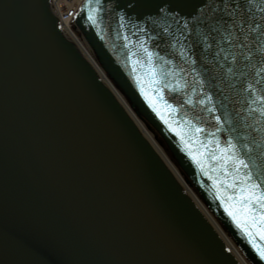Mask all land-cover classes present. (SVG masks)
Here are the masks:
<instances>
[{
    "label": "water",
    "instance_id": "95a60500",
    "mask_svg": "<svg viewBox=\"0 0 264 264\" xmlns=\"http://www.w3.org/2000/svg\"><path fill=\"white\" fill-rule=\"evenodd\" d=\"M130 2L114 0L120 6L116 11L123 9L126 21L131 20L124 29L107 3L98 26L81 9L76 24L108 76L243 256L251 264H264L252 246L264 242L246 234L251 222L245 221L239 200L228 199L233 190L221 185L224 200L217 198L208 177L225 179L213 170L218 165L205 159L201 171L180 137L152 111L133 79L128 53H140L133 45L143 36L149 50L187 69L178 77L187 87L165 92L175 105L192 99L172 117L165 113L174 127L191 120L206 129L198 141L207 143L211 138L206 133L216 125L206 108L213 107L215 115H226L229 121L217 133L221 145L228 136L247 137L239 143L249 145L253 158L264 152V118L249 113L250 94L244 89L260 77L242 59L236 64L221 60L223 69L215 62L205 64L197 47L193 58L199 62L194 67L202 73L209 69L200 77L180 60L179 45L171 48L172 36L162 29L171 23L170 32L179 35L176 24L159 18L158 6L179 3L187 15L192 5L214 6L217 0H134L137 6L128 8ZM149 16L157 23L147 20ZM139 27L146 32L140 33ZM157 33L158 39L148 38ZM125 35L131 41L128 48L123 47ZM191 39L195 43L198 38ZM259 60L257 55L252 63L259 67ZM142 72L138 69L136 75ZM256 87L264 89V82ZM202 93H210L213 103L199 104ZM183 131L187 133V125ZM198 150L203 151L200 143H192L193 154ZM228 205H234L241 226L225 211ZM0 264H239L92 67L62 35L49 0H0Z\"/></svg>",
    "mask_w": 264,
    "mask_h": 264
},
{
    "label": "snow or ice",
    "instance_id": "6c2138e0",
    "mask_svg": "<svg viewBox=\"0 0 264 264\" xmlns=\"http://www.w3.org/2000/svg\"><path fill=\"white\" fill-rule=\"evenodd\" d=\"M106 3L109 4L111 11L118 16L121 29H124L127 23H131L130 18L126 21L123 9L119 12L116 11V8L120 6L115 4L114 0L111 2L109 0H85L81 11H86L88 20L93 26H98L102 19L101 14L106 11ZM136 6L134 0L127 4L128 8ZM182 7L183 5L179 3L175 5L164 3L157 8L159 18H170L176 24V33L179 35L170 32L171 23L162 29L165 34L172 36V40L169 41L171 48L176 49L179 45L177 55L180 60L191 67V70L200 77H203L209 69L205 67L204 73H202L194 67L199 62L198 59L193 58L195 56L194 49L197 47L202 49L200 58L205 61V64L215 62L221 69L224 68L221 60L229 64L239 63L241 59L246 61L244 66L254 70L256 76L260 77V79L255 80V83L249 82L244 89L250 94L248 111L250 114L259 113V117L264 118V89L256 87V85L264 82V76L261 75L264 73V0H243V2L241 0H217L214 6L210 2H205L201 5H192V11L187 15L180 11ZM146 19L153 24L157 23L152 16ZM132 26L137 27L134 23ZM138 31L145 33L146 29L139 27ZM193 35L198 38L195 43L191 39ZM148 38L158 39L159 33ZM123 39L126 41L123 47L128 48L131 41L126 35L123 36ZM185 41L187 43H184ZM222 44H227L228 47H222ZM133 47L139 48L140 53H142L141 56L140 53L133 52L131 49L128 53V59L132 63L133 79L141 96L148 102L152 111L165 124L169 125V130L180 137L181 142L185 144L184 150L197 163L201 171H204L203 161L205 159L218 165V168L213 170L220 171L225 179L219 180L212 176L208 177L213 180L217 198L221 199L222 202L224 200V197L219 194L221 185L232 189L233 193L228 196V199L239 200L245 213V221L251 222V228L245 229L246 234L253 239L258 237L260 241L264 242V164L257 162L264 160V152L253 158L250 155L252 149L249 145L239 143L240 140H246L247 137L233 138L228 136L222 146L217 133H221L229 121L226 115L223 118L220 115H215L216 109L213 107L206 108L208 112L213 114L216 125L215 131L206 133V136L211 138L207 140V143L198 141L199 135L205 134L206 129L194 124L191 120L179 121L174 127L173 121L165 118V113L172 117L184 104H192V99L189 96L183 101V104L175 105L166 99L165 92L177 93L183 87H187L186 83L181 85L178 79L187 69L182 65L174 64V61L167 59L166 55L149 50L145 46L143 36ZM156 47H160V45H156ZM257 55L260 56V60L257 62L259 67L252 63ZM134 56L136 57L135 60L132 59ZM207 56H211L212 61H208ZM138 69H143L142 75H136ZM227 72L232 73L233 69L229 67ZM145 81L149 85L148 89L145 88ZM198 83L203 86V78ZM202 95L204 98L198 101L199 104L206 106L213 103V97L210 93H202ZM185 125L188 126L187 133L183 131ZM231 130L235 131L234 128ZM195 142L200 143L203 151L198 150L196 154H193L191 144ZM242 149L243 151H241ZM253 168L256 169L255 172ZM233 207L234 205H228L225 207V211L239 227L241 225L236 213L232 210ZM252 246L256 249L260 259L264 260V243H253Z\"/></svg>",
    "mask_w": 264,
    "mask_h": 264
},
{
    "label": "bare ground",
    "instance_id": "6f19581e",
    "mask_svg": "<svg viewBox=\"0 0 264 264\" xmlns=\"http://www.w3.org/2000/svg\"><path fill=\"white\" fill-rule=\"evenodd\" d=\"M83 0H49V7L54 10L60 31L65 38L71 40L73 45L77 48L79 53L88 62V64L95 71L99 77L102 85L108 89L111 95L115 98L121 108L124 110L126 115L135 125V127L140 132L141 136L147 141L149 146L153 149L156 155L160 158L162 163L171 173L173 178L182 188L186 196L196 205L208 223L212 226L216 234L220 239L226 244L230 249L231 254L235 257L239 264H249L245 261L239 253L235 243L232 238L228 236V233L223 228V226L218 222L217 219L211 214V212L206 208L203 200L196 194L194 189L189 185L187 180L182 175L179 167L170 159L168 153L156 140L152 132L140 118L138 113L133 109L130 102L120 91V89L114 84L111 78L108 76L103 66L97 60L91 46L88 41L84 38V35L80 33V27L77 24L71 23V18L66 15L72 11L76 12Z\"/></svg>",
    "mask_w": 264,
    "mask_h": 264
}]
</instances>
